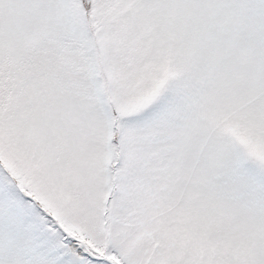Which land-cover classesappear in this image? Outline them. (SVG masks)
<instances>
[{"label": "snow or ice", "instance_id": "snow-or-ice-1", "mask_svg": "<svg viewBox=\"0 0 264 264\" xmlns=\"http://www.w3.org/2000/svg\"><path fill=\"white\" fill-rule=\"evenodd\" d=\"M0 264H264V0H0Z\"/></svg>", "mask_w": 264, "mask_h": 264}]
</instances>
